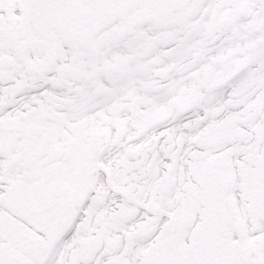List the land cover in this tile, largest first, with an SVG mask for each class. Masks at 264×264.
Masks as SVG:
<instances>
[{
  "label": "snow or ice",
  "instance_id": "1",
  "mask_svg": "<svg viewBox=\"0 0 264 264\" xmlns=\"http://www.w3.org/2000/svg\"><path fill=\"white\" fill-rule=\"evenodd\" d=\"M0 264H264V0H0Z\"/></svg>",
  "mask_w": 264,
  "mask_h": 264
}]
</instances>
